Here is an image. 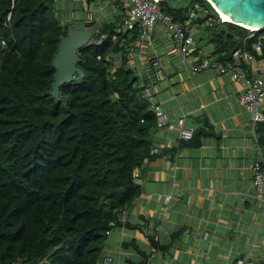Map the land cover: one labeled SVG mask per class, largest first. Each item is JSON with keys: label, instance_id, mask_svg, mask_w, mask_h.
Masks as SVG:
<instances>
[{"label": "trees", "instance_id": "trees-1", "mask_svg": "<svg viewBox=\"0 0 264 264\" xmlns=\"http://www.w3.org/2000/svg\"><path fill=\"white\" fill-rule=\"evenodd\" d=\"M114 2L112 18L83 24L97 28L79 52L84 75L60 85L57 99L50 93L52 60L68 30L81 25L63 18L57 0H0V264H96L111 230L141 226L119 219L141 193L135 170L146 160L200 145L205 131L198 129L177 146L154 150L158 117L147 91L154 93L157 78L128 66L140 29L122 28L123 7ZM160 5L182 23L191 8L197 10L190 26L207 31L212 45L205 49L197 32L200 60L210 53L226 65L236 48L264 58V29L221 20L209 0ZM224 25L231 35L220 32ZM253 41L260 42V53ZM240 68L256 74L244 60ZM258 123L264 154V121ZM138 251L143 258L130 264H146L148 254Z\"/></svg>", "mask_w": 264, "mask_h": 264}, {"label": "crops", "instance_id": "crops-1", "mask_svg": "<svg viewBox=\"0 0 264 264\" xmlns=\"http://www.w3.org/2000/svg\"><path fill=\"white\" fill-rule=\"evenodd\" d=\"M114 1L57 0L56 6L63 18L73 19L82 29L93 19L112 18ZM193 28L198 35L199 28ZM160 32H153L151 46L137 42L131 62L139 65L137 56L145 58L156 49L163 65L148 63L143 70L152 74L141 73L157 78L152 95L169 120L183 116L184 127L205 133L200 145L146 160L135 170L141 193L119 219L141 226L111 230L99 264L141 260L138 249L148 254L146 264H234L243 256L264 260L263 202L252 171L260 154L255 131L259 123H253L251 111L239 102L242 82L215 68L194 72ZM152 139L158 152L177 146L179 128L158 127ZM107 256L111 260L105 262Z\"/></svg>", "mask_w": 264, "mask_h": 264}, {"label": "built area", "instance_id": "built-area-1", "mask_svg": "<svg viewBox=\"0 0 264 264\" xmlns=\"http://www.w3.org/2000/svg\"><path fill=\"white\" fill-rule=\"evenodd\" d=\"M120 2L124 12L122 26L124 30L138 27L140 29V40H149V43H152L153 32L155 30H160L163 39H168L174 44V49L181 62L194 72L206 68H215L220 72H228L232 79L242 82L243 86L242 92L239 95V102L245 109L251 111L253 123L264 121V67L259 66L257 69L254 67V63H257L259 60L255 53H252L247 49L242 50L241 48H236L232 52L233 60H230L226 65L215 58L213 59V56L210 53L200 60V55L195 54L197 45L194 40V28L193 26H190L192 20L198 15L196 9L191 8L187 20L182 23L175 20L171 14L163 12L160 0H120ZM209 20L210 18L207 21ZM221 20L226 21L223 18ZM92 29L97 31V28L95 30L93 26ZM258 29L250 28L252 31L261 30ZM252 35L253 33H250L249 36ZM251 47L256 53L262 51V47L258 41H253ZM198 51L199 53L202 52L201 50ZM128 57L130 56L128 55ZM146 59L148 60V63L152 62L151 64L153 65L159 64V56L156 52L146 56ZM243 60L247 64H250L252 72L256 74L253 76L247 75L244 70L240 68V63ZM148 73L152 72L149 71ZM147 94L152 99V107L158 117V126L169 129L178 127L180 138H190L192 131L191 129L184 127V117H179L176 122L169 120L161 104L152 95L150 90L147 91ZM252 171L253 186L259 199L263 202L262 215L264 216V154L261 150L259 157L256 158L252 164ZM110 260L111 257H105V262ZM99 261L96 264H99ZM234 264L259 263L255 260H248L247 257L243 256L235 259Z\"/></svg>", "mask_w": 264, "mask_h": 264}, {"label": "water", "instance_id": "water-1", "mask_svg": "<svg viewBox=\"0 0 264 264\" xmlns=\"http://www.w3.org/2000/svg\"><path fill=\"white\" fill-rule=\"evenodd\" d=\"M210 1V0H209ZM227 14L238 22L245 21L251 25H260L259 29H264V0H212ZM211 2V1H210ZM215 10V5L211 2ZM227 21V20H226ZM239 24L235 21H230ZM249 28V27H246ZM221 33L231 35L224 25L220 29ZM94 40V31L90 26L82 29L70 28L67 34L60 40L57 51L52 60L55 68L54 79L51 82L50 93L55 98H60V85L71 81L75 74L84 75L79 67L80 49Z\"/></svg>", "mask_w": 264, "mask_h": 264}, {"label": "rangeland", "instance_id": "rangeland-1", "mask_svg": "<svg viewBox=\"0 0 264 264\" xmlns=\"http://www.w3.org/2000/svg\"><path fill=\"white\" fill-rule=\"evenodd\" d=\"M219 14V13H218ZM220 16V15H219ZM221 17V16H220ZM93 19V18H92ZM221 19H222V17H221ZM94 20V19H93ZM102 19H96V21H101ZM84 27H87V26H85L84 25ZM83 27V28H84ZM91 28H92V26H90ZM75 29H79V28H75ZM96 30V29H95ZM94 31V30H93ZM193 31L195 32V30L193 29ZM95 32V31H94ZM155 32V31H154ZM200 34H202L203 36H204V34L205 35H207L208 34V32L207 31H205V30H203V29H200ZM162 32H160V34H161ZM154 34H156V33H154ZM153 34V35H154ZM197 34V33H196ZM194 38H195V40L197 41V35H194ZM93 41V40H92ZM145 42H147L146 44L148 45V46H151V44L149 43V40H146ZM198 42H200V44H202V46L205 48V49H208V48H211L212 47V45H211V43H208L207 42V39H206V36H204L202 39H199V41ZM138 47H141V45L140 46H138ZM150 51H152L153 53H155V51H156V49H150ZM152 54V53H151ZM136 60L140 63L139 65H137L138 66V72L139 73H144V72H149V70L148 69H146V71H144L143 70V68H145V66H147V64H148V60L146 59V57L145 58H142V60L139 58V56H137L136 57ZM120 61H118L117 63H119ZM160 63V66L161 65H163L161 62H159ZM132 65H134V63H132L131 62V60L130 61H128V66H132ZM159 65V64H158ZM259 66L260 67H264V58H262V59H259L258 60V62L257 63H254V67L257 69V68H259ZM158 67V66H157ZM148 68V67H147ZM152 73H150V75H151ZM148 75V74H147Z\"/></svg>", "mask_w": 264, "mask_h": 264}, {"label": "bare ground", "instance_id": "bare-ground-1", "mask_svg": "<svg viewBox=\"0 0 264 264\" xmlns=\"http://www.w3.org/2000/svg\"><path fill=\"white\" fill-rule=\"evenodd\" d=\"M214 5H215V7L217 8V10H218V13H219V15L224 19V20H227V21H235V22H238V21H236V20H234L233 19V17L232 16H230L229 14H227L226 12H224L217 4H216V2H214V1H212V0H210ZM239 24H242V25H244V26H246V27H249V28H251V29H258L259 27H260V25H251V24H248V23H246L245 21H242V22H238Z\"/></svg>", "mask_w": 264, "mask_h": 264}, {"label": "clouds", "instance_id": "clouds-1", "mask_svg": "<svg viewBox=\"0 0 264 264\" xmlns=\"http://www.w3.org/2000/svg\"><path fill=\"white\" fill-rule=\"evenodd\" d=\"M248 29H250V28H248Z\"/></svg>", "mask_w": 264, "mask_h": 264}]
</instances>
